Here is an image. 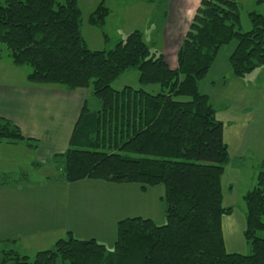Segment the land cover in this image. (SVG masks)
<instances>
[{
    "label": "trees",
    "instance_id": "obj_1",
    "mask_svg": "<svg viewBox=\"0 0 264 264\" xmlns=\"http://www.w3.org/2000/svg\"><path fill=\"white\" fill-rule=\"evenodd\" d=\"M108 15L99 5L89 22L101 26ZM249 19L252 29L243 33L234 0H201L170 69L138 31L109 51L88 50L77 0H0V51L5 46L14 66L31 69L28 82L87 90L99 101L96 111L85 102L67 151L52 158L64 180L142 191L162 186L165 216L161 226L143 218L119 221L112 251L69 236L32 261L0 251V264H264V160L255 186L243 196L250 254H228L222 219L231 208L222 205L221 186L228 148L215 108L199 91L219 50L233 39L234 77L264 65V17L250 13ZM131 69L142 86H158L159 92L113 90L111 83ZM0 141L30 142L3 118Z\"/></svg>",
    "mask_w": 264,
    "mask_h": 264
},
{
    "label": "rangeland",
    "instance_id": "obj_2",
    "mask_svg": "<svg viewBox=\"0 0 264 264\" xmlns=\"http://www.w3.org/2000/svg\"><path fill=\"white\" fill-rule=\"evenodd\" d=\"M234 1L239 6L241 32L247 33L252 29L250 13L264 17V0ZM99 5L109 10L101 26L89 22L90 15ZM77 6L81 13V37L88 50L109 51L127 35L138 31L151 52L162 54L160 38L167 16L163 15L161 0H77ZM170 19L175 22L177 18ZM233 45H236L235 39L219 50L218 65L215 71L212 70L218 71V77L225 81L226 86L221 88L223 83L219 82L217 89H212L210 80L205 79L199 91L213 101L212 105L218 101L217 104L228 106L215 116L226 127L224 142L229 155L221 181L222 205L231 208V213L222 219L223 240L228 254L249 255L250 248L244 239L246 208L243 196L255 186L259 166L264 160V80L254 81L250 85L257 71L244 78H236L232 73L229 75V57ZM0 59H10L5 46H1ZM18 68L28 74L31 72L27 66ZM20 74L12 75L10 81L16 76L14 81L19 82ZM6 77L1 72L0 83H5ZM125 87L143 88L152 94L159 92L158 86H142L136 69L122 73L111 83L115 91ZM89 95V109L100 107L99 101L90 92ZM12 158L16 159V165L21 164L27 176L20 175L19 170L13 178L7 174L0 175L2 249H17L22 256L32 261L38 250H52L55 243L61 240L59 237L67 240L71 236L76 240L93 239L112 251L117 234V217L124 212L140 211L145 216L150 215L156 225L165 224L164 202L157 201L161 191L164 198L162 186L146 189L144 194L134 197L131 206L128 200H121L132 196L129 189L120 188L124 185L94 180L67 185L70 182L58 176L52 162L32 168L29 160L34 158L32 154L15 153L0 147V163L13 164ZM68 230L71 234L66 235ZM18 237L19 240L15 242L13 238Z\"/></svg>",
    "mask_w": 264,
    "mask_h": 264
},
{
    "label": "crops",
    "instance_id": "obj_3",
    "mask_svg": "<svg viewBox=\"0 0 264 264\" xmlns=\"http://www.w3.org/2000/svg\"><path fill=\"white\" fill-rule=\"evenodd\" d=\"M200 1L201 0H161V6L164 8L162 11L163 15L167 16V22L163 27L160 38L162 46L161 55L170 69L176 68L177 51L179 50L191 20L199 7ZM170 18L177 19L174 22L171 21ZM235 47L236 45H233V48H231L232 52ZM217 58L218 56L205 78L200 82L199 89L205 79L210 80V86L212 89H217L218 86L216 85L219 82L223 83L222 86H220L221 88L226 86L225 81H222V79L218 77V71L214 72L218 65ZM18 69V67L11 63L10 59L8 61H2L0 59V73L3 72L7 75V81L5 80V83H0V118L6 119L16 125L20 129L22 136L25 139L30 140V142L26 143L25 141H20L17 143H9L6 141H0V147H6V149H10L15 153L22 152L23 154H32L34 158H29L32 162V165H30L32 168H38L43 165L42 163L52 162L53 156L63 154L67 151L83 105L85 102L87 105V100L90 95L87 90L83 89L69 91L59 86L32 85L27 80L28 73L25 70ZM256 71L257 74L254 76L250 85H252L254 81L256 83L259 80H264V65L252 71L250 75H253ZM16 73H21V76L19 77L20 81H14L16 76L10 81V77L16 75ZM230 73L231 71L229 70V75H231ZM209 101L212 105L213 101H211L210 98ZM217 103L218 101H216V105H212L215 108L216 113L228 108L226 104L220 105ZM98 109L99 107L91 108L92 111ZM222 124L223 140L225 141L226 127L224 123ZM10 160L13 164L0 163V175L6 176L7 174L11 175V178H13L17 175L19 170L21 171L20 175L24 177L27 176V174L21 169V164L16 165V159L12 158ZM22 166H24V164ZM53 168L58 176L62 177L60 171L54 166ZM50 170H52V166L50 167ZM59 182L64 185L62 181ZM84 183H89V181L83 180L76 183H69L67 185ZM120 188L126 189V191L129 189L132 196L129 195V199L122 198L121 200H128L129 203H131V206L134 197H139L145 192L137 185H124ZM162 198L161 191L157 201H163ZM149 216H145L144 213L140 211H133L132 213L124 212L123 215L117 217V221L119 222L124 219L132 218L150 219L151 217ZM69 233L71 234L69 230L65 232L66 235H69ZM19 238L20 237L13 239L16 242ZM59 239L62 240L60 237ZM3 250H13L19 253L17 249H2V247H0V251Z\"/></svg>",
    "mask_w": 264,
    "mask_h": 264
}]
</instances>
